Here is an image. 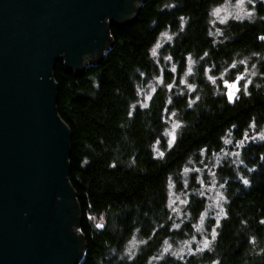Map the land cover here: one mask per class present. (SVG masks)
I'll list each match as a JSON object with an SVG mask.
<instances>
[{
    "label": "clouds",
    "instance_id": "obj_1",
    "mask_svg": "<svg viewBox=\"0 0 264 264\" xmlns=\"http://www.w3.org/2000/svg\"><path fill=\"white\" fill-rule=\"evenodd\" d=\"M184 3L155 0L145 25L151 38L127 69L132 91L121 121L137 110L152 119L127 160L108 162L136 169L141 151L147 153L165 169L157 195L147 207H97L91 195L82 208L75 204L79 223L71 231L82 245L77 264H264V202L234 203L264 176V108L258 107L264 99V0H203L196 17L181 11ZM134 7L142 8L143 0ZM197 23L206 43L178 48ZM248 30L253 40L239 42ZM93 59L85 55L81 67L89 69ZM91 81L99 91L100 79ZM244 104L246 120L236 111ZM203 115L227 118L215 132L201 134ZM90 163L82 155L80 166Z\"/></svg>",
    "mask_w": 264,
    "mask_h": 264
},
{
    "label": "water",
    "instance_id": "obj_2",
    "mask_svg": "<svg viewBox=\"0 0 264 264\" xmlns=\"http://www.w3.org/2000/svg\"><path fill=\"white\" fill-rule=\"evenodd\" d=\"M134 2L0 0V264L81 258L70 228L79 223L71 132L56 109L53 71L63 62L81 75L85 55L99 62L110 27L135 22Z\"/></svg>",
    "mask_w": 264,
    "mask_h": 264
},
{
    "label": "trees",
    "instance_id": "obj_3",
    "mask_svg": "<svg viewBox=\"0 0 264 264\" xmlns=\"http://www.w3.org/2000/svg\"><path fill=\"white\" fill-rule=\"evenodd\" d=\"M154 3L155 0H144L143 7L131 26L121 28L112 25L109 29L110 44L103 57L81 75L68 72L63 62L54 68L56 109L71 132L69 182L76 195V204L81 208L90 195L97 207L109 203L140 204L147 207L150 202H154L157 195L165 169L153 162L147 153L141 151V155L137 157L141 162L139 168L130 169L123 163L116 168L108 166L109 160L116 157L122 161L127 160L133 148L143 144V128L152 119L147 113L137 110L135 117L132 113L128 114L130 123L121 121L122 110L127 107L132 91L128 83L127 69L132 63L140 61L143 47L147 39L151 38L145 25L148 17L153 14ZM202 7L203 0H185L181 11H190L196 17ZM253 38L254 33L248 30L239 38V42L248 43ZM204 43L206 41L203 38V28L197 23L178 48ZM93 76L100 79L99 91L92 88ZM247 107L244 104L236 110L242 120L247 119ZM258 107L264 108V99L259 101ZM235 114L230 112L227 115ZM223 118L203 115V123L197 131L203 134L208 129L211 134L220 127V120ZM117 122H123L126 126L123 129L118 128ZM124 136L128 139L125 140ZM101 137L103 142L99 139ZM89 144L92 145L91 148L87 147ZM82 155L90 157L89 165L80 166ZM249 201L264 202V176L258 177L256 185L250 193L243 196L242 201L234 203L247 205ZM80 232L85 234V228H81ZM85 243L89 248L92 247L90 239H86Z\"/></svg>",
    "mask_w": 264,
    "mask_h": 264
},
{
    "label": "rangeland",
    "instance_id": "obj_4",
    "mask_svg": "<svg viewBox=\"0 0 264 264\" xmlns=\"http://www.w3.org/2000/svg\"><path fill=\"white\" fill-rule=\"evenodd\" d=\"M143 1H144V0H143ZM134 3H135V2H134ZM139 9H140V8H139ZM139 9H137L136 12H138ZM109 38H110V37H109ZM109 44H110V43L105 44V48L102 49V52H103L102 55H101L102 57H103V54H104L105 50L108 48ZM92 62H95V63H96V62H98V60L95 58V59H93Z\"/></svg>",
    "mask_w": 264,
    "mask_h": 264
},
{
    "label": "bare ground",
    "instance_id": "obj_5",
    "mask_svg": "<svg viewBox=\"0 0 264 264\" xmlns=\"http://www.w3.org/2000/svg\"><path fill=\"white\" fill-rule=\"evenodd\" d=\"M72 226H73V225H71L70 228H72ZM80 234H81V232H80Z\"/></svg>",
    "mask_w": 264,
    "mask_h": 264
}]
</instances>
